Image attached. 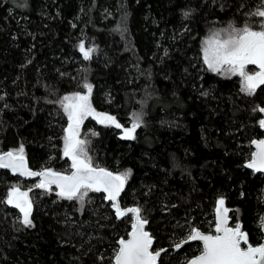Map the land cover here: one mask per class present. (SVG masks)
<instances>
[{"label":"trees","instance_id":"trees-1","mask_svg":"<svg viewBox=\"0 0 264 264\" xmlns=\"http://www.w3.org/2000/svg\"><path fill=\"white\" fill-rule=\"evenodd\" d=\"M259 3L0 0V152L23 144L32 168L69 172L62 152L68 121L56 101L90 83L94 108L122 127L89 117L81 136L94 165L131 169L121 201L142 209L155 250L171 247L158 264H186L200 252L199 243L174 246L192 228L213 231L220 197L249 242L261 243L264 174L245 163L251 141L264 137V85L242 93L241 78L207 70L201 52L219 28L258 24L245 14ZM80 41L95 47L91 59ZM137 113L135 139L122 138ZM34 182L0 169V201L15 185L33 187L34 204V227H25L16 208L0 202V264H114L132 217L117 219L104 192H88L81 204Z\"/></svg>","mask_w":264,"mask_h":264},{"label":"snow or ice","instance_id":"snow-or-ice-1","mask_svg":"<svg viewBox=\"0 0 264 264\" xmlns=\"http://www.w3.org/2000/svg\"><path fill=\"white\" fill-rule=\"evenodd\" d=\"M183 15L188 18L191 12L185 11ZM245 15L259 18V23L254 25L246 21L241 27L230 23L227 28L213 31L202 41L201 52L207 70L225 74L229 78L239 76L240 91L254 95L257 88L264 85V0H260L255 11ZM77 48L85 60L91 59L96 51L95 48H86L84 41H80ZM249 65H254L259 70L250 73L247 70ZM82 87L87 90L86 94L77 91L56 101L67 116V127L63 129L62 152L63 156L71 160L72 170L68 174L56 172L51 168H44L39 172L32 171L28 167L23 144L16 149L0 152V169H10L21 176L42 177L35 187L51 191L50 186L54 184L59 189L58 197L76 199L81 204L89 191L106 193L105 199L112 202L117 219L133 214L134 220L132 230L127 234L128 238L121 237L117 241L114 264H156L157 257L163 250H151L153 237L145 231L144 226L148 221L143 218L142 209L139 206L122 208L117 200L131 175V169L114 173L94 165L87 150L90 141L80 138V126L88 116H96L101 123L114 124L117 128H121L122 125L114 116L107 113L96 115L90 103L92 85L85 82ZM0 99L3 97L0 96ZM259 111L264 113V108H259ZM134 116L135 121L131 127L124 128L122 137L124 139H135L134 133L141 126L142 114L137 113ZM259 124L264 128V119H261ZM251 144L256 150L251 152L245 167L256 172H264V139L252 140ZM30 191L32 189L21 191L19 186L14 185L8 189L7 199L0 201L12 205L23 214L21 223L25 227H34L30 219L33 207L28 195ZM216 205L217 219L212 232L205 234L196 228L190 230L189 239L201 241L203 247L200 254L186 264H264V242L253 246L249 242L248 233L242 231V225L238 220L233 226H229L228 213L232 210L224 206L223 197L217 199ZM259 221V227L264 231V215L259 217ZM176 247L180 245L177 244Z\"/></svg>","mask_w":264,"mask_h":264},{"label":"water","instance_id":"water-1","mask_svg":"<svg viewBox=\"0 0 264 264\" xmlns=\"http://www.w3.org/2000/svg\"><path fill=\"white\" fill-rule=\"evenodd\" d=\"M256 67V66H255ZM257 68V67H256ZM258 69V68H257ZM261 108H264V107H261ZM261 114H262V119H264V113H262L261 112ZM262 139H264V137H262V138H256V139H254V140H262ZM253 146V145H252ZM253 148H254V150L253 151H255L256 149H255V146H253ZM10 151V150H9ZM5 152H7V151H5ZM25 156H26V159H27V163H28V167L32 170V171H34V172H39V171H42L43 169H35V168H32L31 166H30V164H29V161H28V157H27V155L25 154ZM249 162V160L245 163V165L247 164ZM99 167H101V166H99ZM102 168H105V167H102ZM247 168V167H246ZM106 169H108V168H106ZM248 169H250L251 171H253L254 173H256V174H264V172H256L254 169H251V168H248ZM6 170H8L11 174H13V175H16V176H19V177H21V178H23V179H27V180H36V181H40L41 179H42V177H28V176H21V175H19V173H13L10 169H6ZM72 170V169H71ZM70 170V171H71ZM109 171H112V172H114L115 173V171H113V170H111V169H108ZM55 171V170H54ZM56 172H61V171H56ZM61 173H64V174H68V172H61ZM126 185V184H125ZM51 188H54V189H56V191L58 192L59 191V189L56 187V185H51L50 186ZM124 189H125V186H124ZM124 189H123V191H124ZM123 191L120 193V195L118 196V198H117V200H118V202H119V204L121 205V207L122 208H130V207H135V206H123V204H122V201H121V198H122V194H123ZM29 198H30V196H29ZM31 199V198H30ZM31 201H32V199H31ZM111 202V201H110ZM112 203V202H111ZM32 204H33V201H32ZM226 208H228V209H230L229 207H228V205L226 204V201H225V205H224ZM216 207H217V205H216ZM113 209V208H112ZM18 210V209H17ZM114 210V209H113ZM33 211H34V204H33V207H32V214H33ZM115 211V210H114ZM18 212L20 213V211L18 210ZM22 216H23V214L22 213H20ZM264 215V214H263ZM126 216H131L132 217V223L134 222V220H133V214H128V215H126ZM228 216H229V226H233L236 222H234L233 221V219H232V216H231V211L228 213ZM216 219H217V216H216V208H215V221H216ZM144 228H145V231H147V232H149L150 234H151V236L153 237V235H152V233L150 232V230L148 229V223L144 226ZM196 229H198V230H200L202 233H205V234H208L209 233V231H204V230H202V229H200V228H196ZM131 230H132V228H131ZM130 230V231H131ZM242 231H245L244 229H243V227H242ZM246 232V231H245ZM263 232V235H264V231H262ZM125 239H127L128 238V236H126V237H124ZM262 242H264V237H263V241ZM191 243H199L200 245H201V249H202V247H203V244H202V242L201 241H199V240H191V239H189V237L188 238H186L185 240H183L182 242H180L179 243V245H180V247H176V245L174 246V248L175 249H181L183 246H185V245H187V244H191ZM252 244V243H251ZM153 245H154V237H153V244H152V249L151 250H154V251H160V250H163V251H160V256L163 254V253H165L169 248H171V247H164V248H161V249H158V250H155L154 248H153ZM253 246H257L258 244H252ZM242 247H243V244H242ZM200 254V252L198 253V254H196V255H194V256H192L189 260H191V259H193L195 256H198ZM160 256L159 257H157V260H156V264H158V262H159V258H160ZM188 260V261H189Z\"/></svg>","mask_w":264,"mask_h":264},{"label":"rangeland","instance_id":"rangeland-1","mask_svg":"<svg viewBox=\"0 0 264 264\" xmlns=\"http://www.w3.org/2000/svg\"><path fill=\"white\" fill-rule=\"evenodd\" d=\"M219 29H222V28H219ZM219 29H217V30H219ZM216 30V31H217ZM223 35V34H222ZM206 39V38H205ZM204 39V40H205ZM85 47L86 48H89L88 46H86V44H85ZM91 48H95V47H91ZM248 68H249V66H248ZM248 68H247V70H248ZM259 69H256L255 71H258ZM249 71V70H248ZM250 72V71H249ZM251 73V72H250ZM224 76H227V75H225V74H223ZM85 94L87 93V91L86 92H84ZM90 103H91V105H92V107L94 108V106H93V102H92V92H91V94H90ZM95 109V108H94ZM95 112H96V115H99V114H102L103 112H99V111H97L96 109H95ZM110 115V114H109ZM112 116V115H111ZM89 117H92V118H94V119H96L97 121H99L100 122V120L99 119H97L96 118V116H88V117H86L85 119H84V121H83V123L81 124V126H80V138L81 139H83V137L81 136V133H82V128H83V125H84V123H85V121L89 118ZM117 121V120H116ZM118 122V121H117ZM119 123V122H118ZM114 125V124H113ZM128 128H130V127H128ZM121 135L123 136L124 135V128H122V133H121ZM35 182H34V185H36V184H38L40 181H36V180H34ZM20 187V186H19ZM20 189H21V191H28V189H32L33 190V187H20ZM90 192V191H89ZM31 193H32V191H30L29 193H28V195L30 196V198L32 199V195H31ZM7 199V198H6ZM31 216H32V213H31ZM31 216H30V219H31ZM22 219H23V216H22ZM212 232V231H211Z\"/></svg>","mask_w":264,"mask_h":264}]
</instances>
